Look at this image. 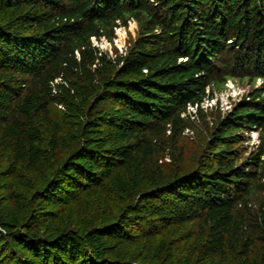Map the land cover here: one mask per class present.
I'll return each instance as SVG.
<instances>
[{
    "label": "trees",
    "instance_id": "1",
    "mask_svg": "<svg viewBox=\"0 0 264 264\" xmlns=\"http://www.w3.org/2000/svg\"><path fill=\"white\" fill-rule=\"evenodd\" d=\"M263 132L264 0H0V264H264Z\"/></svg>",
    "mask_w": 264,
    "mask_h": 264
},
{
    "label": "rangeland",
    "instance_id": "2",
    "mask_svg": "<svg viewBox=\"0 0 264 264\" xmlns=\"http://www.w3.org/2000/svg\"><path fill=\"white\" fill-rule=\"evenodd\" d=\"M136 22L134 19H130L128 24L126 26H118L116 27L115 30V37L113 38V43L118 46L120 50H124L126 47V43L129 37L131 35H134L136 32ZM96 44H98L101 48L107 49L109 51H112V45L111 41L109 42L105 37H101L100 39H97L96 37H93L92 39ZM232 83L234 85V88H229L227 86L225 87H220V89H216L218 97L220 99V105L222 107L226 108V105L228 104V99L233 100V98H239L242 96V93L245 92L249 86V83L247 82V77H244L242 81L236 79V78H231ZM260 81L259 77L256 79V83ZM194 124L196 125L197 128L202 129V124L198 122L197 120H194ZM191 133V131H189ZM193 135L191 137H195V133H192Z\"/></svg>",
    "mask_w": 264,
    "mask_h": 264
},
{
    "label": "built area",
    "instance_id": "3",
    "mask_svg": "<svg viewBox=\"0 0 264 264\" xmlns=\"http://www.w3.org/2000/svg\"><path fill=\"white\" fill-rule=\"evenodd\" d=\"M130 21V19H129ZM118 26H121V25H118ZM116 26V27H118ZM115 27V28H116ZM115 37V36H114ZM113 37V38H114ZM232 79L231 77H228L226 78V81H225V86L229 87V88H234V85L232 83ZM246 90V89H245ZM214 94L212 96H209V97H206L205 99H203L201 102H202V105L203 106H210V105H215L217 103V100L219 101V106L221 107L222 110H225L226 108L229 107L230 105V99H228V104L226 105V108L225 107H222V105H220V99L218 97V94H217V91L214 90ZM247 91V90H246ZM244 93V92H243ZM242 93V94H243ZM233 99H236V98H233ZM188 108H190L191 110L195 109V104H188L187 105ZM264 134V132H263ZM248 135H249V142L250 144H257L260 142V139H259V130H256V129H251L249 132H248Z\"/></svg>",
    "mask_w": 264,
    "mask_h": 264
}]
</instances>
